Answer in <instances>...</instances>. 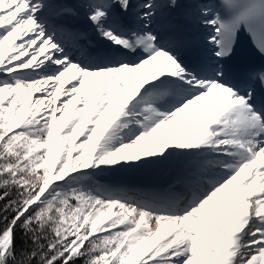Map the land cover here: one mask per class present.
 Masks as SVG:
<instances>
[{
	"label": "snow or ice",
	"instance_id": "6c2138e0",
	"mask_svg": "<svg viewBox=\"0 0 264 264\" xmlns=\"http://www.w3.org/2000/svg\"><path fill=\"white\" fill-rule=\"evenodd\" d=\"M178 6H58L110 45L80 58L86 34L55 25L50 0H0V264H264V67L230 78L221 63L242 29L264 56V0L197 5L198 69L154 27ZM178 158L162 196L94 181Z\"/></svg>",
	"mask_w": 264,
	"mask_h": 264
},
{
	"label": "rangeland",
	"instance_id": "374dc122",
	"mask_svg": "<svg viewBox=\"0 0 264 264\" xmlns=\"http://www.w3.org/2000/svg\"><path fill=\"white\" fill-rule=\"evenodd\" d=\"M206 1V0H205ZM56 4V3H55ZM69 3H67V1L65 0H58L57 1V5H55L56 7L58 6H61V5H65V6H68ZM77 6L78 4L74 3L72 4V6ZM51 13H53V11H51ZM51 16V15H50ZM53 17H56V16H53ZM86 18V17H85ZM87 19V18H86ZM187 123V120L185 119V124ZM173 162L174 160L172 161H169L167 163H164V164H156V165H147V166H142V167H123V168H120V167H117L116 170L115 169H109L107 171V175L108 176H111V177H125V175L129 172H138V171H146L148 173H158V172H162V169L163 170H167V169H170L164 176L162 177H158L156 178V180H159V182L161 183H167L169 184V186L171 185V183L173 182L174 180V177L175 175L177 174V170L178 169H173ZM163 167V168H162ZM88 171V170H86ZM183 171V170H182ZM183 173V172H182ZM181 173V174H182ZM180 174V175H181ZM153 178H154V175H153ZM97 184L99 185H103L105 186L106 188H109L111 190H114V187H115V184L109 182V180H95ZM165 183V184H166ZM113 188V189H112ZM169 188V187H168ZM167 188V189H168ZM164 192H166V190ZM161 190V189H160ZM115 191V190H114ZM153 195L157 194V195H163V193L157 189H154L151 191ZM115 211V209L113 210Z\"/></svg>",
	"mask_w": 264,
	"mask_h": 264
},
{
	"label": "bare ground",
	"instance_id": "6f19581e",
	"mask_svg": "<svg viewBox=\"0 0 264 264\" xmlns=\"http://www.w3.org/2000/svg\"><path fill=\"white\" fill-rule=\"evenodd\" d=\"M54 1L55 0H50V2L53 4L54 3ZM68 1H70V2H74L75 0H68ZM77 1V0H76ZM199 1V0H198ZM191 8H192V11L194 12V13H196L195 12V10H196V6H195V2H191L190 4H188ZM53 11H54V14L53 15H55L56 14V7H55V4H53V9H52ZM165 15H168V13H169V10L168 9H165L164 10V12H163ZM53 15H51V16H53ZM83 16V14H80L79 16H75V17H62V18H60L59 17V20H60V24L61 25H68V24H70L74 19L76 20V19H80L81 17ZM161 19H162V16L160 15L158 18H157V20H156V27H158V26H160L161 28H163V23L161 22ZM187 24H190V20H188L187 22H186ZM196 26H198V24H195ZM69 26V25H68ZM193 26H194V22H193ZM90 35H92L93 37H95L96 38V40L102 45V47H103V49H104V51H106V50H108L109 48H110V45H109V43L107 42V41H105V40H103L99 35H98V33L95 31V32H92V33H90ZM194 38H195V40L196 41H198V36L197 35H194ZM202 44H204V40H202V42H201ZM129 58H135V57H129ZM123 75V74H122ZM197 111H199V106H198V109H197ZM187 116V114H185V117ZM176 176H178V175H176Z\"/></svg>",
	"mask_w": 264,
	"mask_h": 264
},
{
	"label": "trees",
	"instance_id": "16d2710c",
	"mask_svg": "<svg viewBox=\"0 0 264 264\" xmlns=\"http://www.w3.org/2000/svg\"><path fill=\"white\" fill-rule=\"evenodd\" d=\"M81 264H82V262H81Z\"/></svg>",
	"mask_w": 264,
	"mask_h": 264
}]
</instances>
